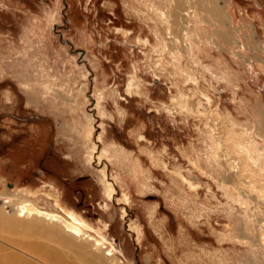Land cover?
<instances>
[{
  "label": "rangeland",
  "instance_id": "374dc122",
  "mask_svg": "<svg viewBox=\"0 0 264 264\" xmlns=\"http://www.w3.org/2000/svg\"><path fill=\"white\" fill-rule=\"evenodd\" d=\"M23 199L119 263L264 264V0H0V221ZM40 219L0 262L117 264Z\"/></svg>",
  "mask_w": 264,
  "mask_h": 264
},
{
  "label": "bare ground",
  "instance_id": "6f19581e",
  "mask_svg": "<svg viewBox=\"0 0 264 264\" xmlns=\"http://www.w3.org/2000/svg\"><path fill=\"white\" fill-rule=\"evenodd\" d=\"M162 13V17H165V13ZM1 214V213H0ZM17 216L20 218H11V219H2V223L8 227H17V226H31V224L35 222H39V220H42L40 218H43L44 220H47L48 223H50V227L48 228V231L56 233V237H58L61 240H64V242H68L66 238L62 236V234H58L59 231L61 230L60 225L64 228V231H67L68 236L70 238H74L79 241L80 245L83 247L82 250H87L88 242H82L80 238L83 239H90L93 240L92 244L95 246L96 249H107L105 250V256H97L99 258H96V261H99L100 263L102 262H109V260H114L117 264H124V263H119L117 261V256L115 255L113 248H107L105 244H103V241L100 240L99 238L92 236L90 233H88L85 230V227L87 226L86 222L78 217L74 212L68 211L66 216H63L57 212L41 209L38 207V205L35 202H32L27 199L21 200V203L17 207ZM0 221V222H1ZM57 225V226H56ZM69 238V239H70ZM22 243V240L19 241ZM35 246L37 247L39 251V246L36 244ZM31 247V246H30ZM7 250V249H6ZM6 260L4 262H0V264H37V262L31 261L29 258L18 255L15 252H10L5 253ZM94 256V255H92ZM102 258V259H100ZM61 264V263H59Z\"/></svg>",
  "mask_w": 264,
  "mask_h": 264
}]
</instances>
